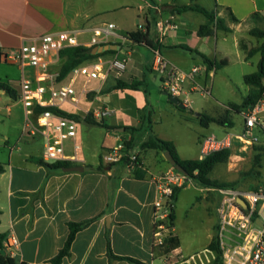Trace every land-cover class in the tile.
Segmentation results:
<instances>
[{"label":"crops","instance_id":"crops-1","mask_svg":"<svg viewBox=\"0 0 264 264\" xmlns=\"http://www.w3.org/2000/svg\"><path fill=\"white\" fill-rule=\"evenodd\" d=\"M211 1V10L215 12V16L222 19L224 25L230 29L229 32H222L235 34L234 43L240 50V32L244 31V27L247 30L256 28L252 26L255 25L253 14L264 18V0ZM151 5L150 1H147L143 7L138 8V12L143 16L142 32H147L149 39L158 43L161 55L173 65L172 52L179 48L171 47L184 45L201 53L197 48L190 46L192 36L206 41L217 31H221L213 28L211 35L199 37L196 32L206 22L193 28L184 24L180 28L177 27L176 21L181 20V13L171 14L168 11L154 10V15H151ZM140 8L143 9L142 12ZM226 9L238 22L233 23L227 18ZM93 11L91 7L80 8L78 0H0V80H11L8 78L11 74L10 68H15L19 74L17 67L3 61V52L19 47L26 39L44 34L90 29L101 22L96 16L98 13L95 15ZM159 22L174 24L177 28L167 29L165 38H160L157 32L151 37V25L157 30L156 25ZM178 30L183 33H177ZM169 32L171 36H168ZM169 39H175L176 42L173 43ZM134 46L139 45L127 42L120 55L116 51L105 56H121L125 52L129 57ZM144 47L151 51L152 59L153 50ZM207 57L227 62L226 59ZM203 68L210 75L215 70L207 69V65ZM117 79L130 81L137 78L124 76V73L119 77L113 76L109 82L106 80L103 90L109 89ZM14 92L16 101L10 103L7 109L19 105L24 114L23 105L18 100L15 89ZM3 93L0 91V94ZM145 104V95L140 90H110L93 96L88 110L92 112L93 119L101 125H90L84 121L86 126L80 127L77 122L74 142L80 146L78 156L81 161L69 163L70 167L80 168L77 170L64 168L49 172L36 164L33 158L41 157L33 152L31 139L27 140L25 152L22 154H14L12 151L15 147H10L6 163H0L3 167V172L0 173V233L5 238L13 236L17 239L19 245L13 256L16 264H51L68 235L67 223L93 217L97 218L75 234L69 255L59 264H132L125 260L110 259L106 253L107 239L113 255L130 257L144 264H181L187 261L177 262L173 257L175 254H182L175 231V215L172 234L178 239L179 246L165 254L162 247L153 243L154 188L150 176L167 168L159 160L160 152L153 150L150 153L149 150L141 148V142L146 139L145 134L137 135L146 131L140 128L138 113ZM97 112L101 113L99 117L96 116ZM124 127L136 130H118ZM92 128H98V131ZM35 137L42 138L37 134L31 137L32 140ZM136 138L135 146L138 145L141 149L137 155L141 164L139 168L130 170L123 164L107 166L100 161L103 150L124 144L125 141L134 142ZM72 143H67L68 152H71ZM133 149L128 153L137 154L132 153ZM177 154L179 156L178 151Z\"/></svg>","mask_w":264,"mask_h":264},{"label":"built area","instance_id":"built-area-1","mask_svg":"<svg viewBox=\"0 0 264 264\" xmlns=\"http://www.w3.org/2000/svg\"><path fill=\"white\" fill-rule=\"evenodd\" d=\"M149 8L160 12L159 6L151 5ZM139 10L142 12L143 9ZM156 28L160 38H165L167 29L177 27L167 22H159ZM137 30L142 31V26L139 25ZM118 31L113 23L103 22L87 30H65L26 39L19 47L1 54L5 63L20 71V78L15 82L14 89L24 108L26 135L33 137L40 134L44 140L42 161H81L78 156L80 146L74 142L77 122L50 109L68 114L82 111L83 99L89 93L98 94L110 73H114L116 77L121 76L129 61L127 55H101L86 60L73 68L64 79L58 80L60 66L57 68L56 65L60 61L59 52L70 47L92 48L105 44H119L117 49L121 50L128 40L126 34ZM149 68L159 73L161 88L167 95L176 97L189 107L186 88L200 68L194 66L185 72L169 63L159 49L153 50ZM190 90H195V87ZM64 105L68 108H63ZM43 108L49 110L36 111ZM239 114L242 117V128L238 132L226 131L220 136L209 134L202 137L198 160L235 147L240 151L248 149L254 154L260 153L264 156V90L253 105L241 109ZM100 115L101 113H96L97 117ZM70 141L73 143L71 152H68L67 143ZM100 161L107 166L123 164L130 170L141 166L138 156L129 154L124 144L103 150ZM150 180L154 188L153 243L162 247L174 237L173 227L170 225L174 189L182 188L190 178L171 166L151 174ZM208 189L220 197L216 239L221 264H264V183L253 189ZM239 199L244 206L238 203ZM18 245L13 236L3 241L6 254L12 258ZM207 251L211 259L206 258L205 262L211 264L215 260V254L212 250Z\"/></svg>","mask_w":264,"mask_h":264},{"label":"rangeland","instance_id":"rangeland-1","mask_svg":"<svg viewBox=\"0 0 264 264\" xmlns=\"http://www.w3.org/2000/svg\"><path fill=\"white\" fill-rule=\"evenodd\" d=\"M147 1L159 7L162 4L181 6L191 2V0H78V4L82 9L91 7L95 15L98 13L96 16L101 20L100 23L111 22L118 28L120 34H127L126 31L137 30L139 25H143V16L138 12V8L139 6L143 7ZM195 3L207 10L212 9L211 0H197ZM151 15H154V10ZM181 15V20L176 21L177 27L180 28L184 24L193 28L206 22L202 14L194 11H186L181 13ZM253 21L255 22V25H252L253 27L264 28V18L257 17ZM250 29L247 30L244 27V31L240 32L238 46L242 52L238 50L234 43L235 34L217 31L214 36H210L206 41H201L195 35L192 36L189 42L192 48H197L199 52L207 56L227 60L224 66L213 70L212 75L203 70L206 65L200 56L194 53L190 54L183 49L173 50L172 58L175 66L183 70H190L194 66L200 68V71L193 77L195 82L188 83L186 88L189 98V107L186 110H180L168 101L169 95L163 94L159 73L148 70L151 51L144 46H134L131 49L133 53L129 56L124 76L130 75L131 78L145 79L144 88L147 92L148 109L152 112L149 129L146 133L140 132L141 134L137 136H144L145 134V138L155 136L162 140L171 141L181 158L197 159L199 143L203 136L209 134L220 136L226 131L238 132L242 128V117L239 113L232 110L231 106H236L239 109L245 97L251 91H258L245 84L243 79L245 75L257 71V65L260 60L259 53L247 57V52L253 47H258L262 42V39H257L250 35ZM156 32L154 25H151L150 36L154 37ZM176 32L183 33L180 30ZM157 34L159 33L157 32ZM168 36H171L170 32ZM169 41L176 42L175 39H169ZM122 50L117 49L116 51L120 55ZM124 53L123 55H126ZM60 63L61 61L56 65L57 68ZM14 69L10 68L9 70L11 72L8 77L11 79L10 81L2 78V81L9 84L13 90L16 87L15 82L20 78V71L17 74ZM113 76H115L114 73H110L107 81L109 82ZM193 86H195V90H190ZM262 87H264V79L262 80ZM92 98L91 95H87L83 99L82 111H78L80 117H85L92 113L88 110L90 109L89 102ZM15 101L16 99L11 98L7 94H0L1 164L6 163L11 146L15 147V150L12 151L14 154L25 152L24 147L28 139L32 141L33 152L40 155V157L42 155L44 140L37 137L32 140L30 136L26 135L24 127L25 115L21 106L17 105L10 108V110L7 109L8 105ZM63 108L66 109L68 106L64 105ZM198 114L216 118L228 115L227 119L233 122V127H222L214 123L209 124L208 127H203L198 121ZM79 125L80 127L86 126L84 121H80ZM92 129L98 131V128ZM126 143L128 141L124 142L126 151L130 152L132 149H128ZM129 143L134 148L132 153H137L136 155H138L141 149L138 145L135 146L137 138L134 142L130 141ZM148 152L152 153L153 150ZM254 156L255 154L248 149L240 151L238 147H235L230 150L225 162L216 164L213 167L208 178L220 183H234L235 187L241 189L255 188L264 183V156L259 154L258 164L253 163ZM159 160L166 168L171 167L164 159L162 153L159 154ZM219 203L220 197L216 192L210 191L208 188L204 189L195 179L190 178L180 189L174 204L175 231L178 235L182 252V254L173 256L177 262L187 260V262L184 261L181 264H209L205 261L206 258L211 259L207 250L212 238L216 237V229L219 223ZM173 222L170 218V225H174ZM176 241L179 245L178 239ZM167 242L162 246V251L165 254L169 252Z\"/></svg>","mask_w":264,"mask_h":264},{"label":"trees","instance_id":"trees-1","mask_svg":"<svg viewBox=\"0 0 264 264\" xmlns=\"http://www.w3.org/2000/svg\"><path fill=\"white\" fill-rule=\"evenodd\" d=\"M197 0H191L189 4L186 5H181V6H176L174 4H162L160 5V11H168L171 14L174 13H182L186 11H194L197 13L202 14L205 19L206 23L201 25L198 30H197V36L199 37H205L209 36L212 33V29L215 28L217 30L229 32L230 29L224 25V21L222 19H219L215 16V12L213 10H207L199 5H197L195 2ZM225 14L227 18L233 22L236 23L238 20L232 15V13L229 10H225ZM258 14H253L252 18H257ZM250 35L262 39L261 44L258 47L252 48L247 52V57H251L257 53L260 54V60L257 65V71L248 75H245L243 77L245 84L249 85L250 87L254 88L255 90L257 89L258 91H251L244 99L242 103V107H250L253 105L257 99L260 97L262 91L264 90V87H262V80L264 79V28L263 29H258L254 28L251 29ZM126 38L128 42L131 44H136V45H144L152 50L158 49L159 45L157 42H154L153 40L149 39L148 33L147 32H142L140 30H134L130 31L126 34ZM119 46V44H116ZM93 48V47H92ZM92 48H84V47H70V48H65L59 52V57H60V68H59V76L58 80L64 79L68 73L75 68L76 66L80 65L81 63L85 62L88 59H92L101 55H106L108 53H115L116 51L112 50H107L103 51L101 53H97L92 55L91 50ZM171 48H179L186 50L188 52H192L198 56H200L203 60V62L207 65L209 69L214 68L215 70L221 68L226 64L224 60L222 61H215L207 56L198 53L197 51H192L188 47L184 45H179V46H173ZM144 83L145 79H132L130 81H123L120 79H117L115 83L107 90L101 89L98 94H102L104 92H109L110 90H140L144 93L145 99H146V104L145 106L139 110L138 113V118L140 122V128L143 129L144 131H147L149 129V126L151 124L150 121V116H151V111L148 109L149 104L147 101V92L146 89L144 88ZM261 89V90H260ZM0 91H3L5 94L10 96L11 98H15V92L12 88L9 87V85L0 80ZM88 95H91L92 97L97 95L96 93H89ZM173 105V104H172ZM238 109L236 106H231V109L234 110L235 112L239 113L241 109ZM187 107L184 109L186 110ZM41 110H49L47 108L43 109H37L36 111H41ZM53 110L56 113H59L63 116L72 118L76 122H80L81 120L85 121L86 123L90 125H98L100 126L101 124L99 122H96L92 114H89L85 117H80L78 114H68L62 111H59L57 109H50ZM228 115H224L222 117H211L207 116L204 114H198V121L201 126L203 127H208L209 124L214 123L218 124L223 127H228L232 128L233 127V122L229 121L227 119ZM125 131L128 130H136L134 128H129V127H124ZM126 143L128 149H132V145ZM141 148L142 149H147V150H155L160 153L164 152H169L171 156L173 157L174 161L176 164L180 165L184 171L187 173V176L189 178L195 179L201 186L204 188H216V187H235L234 183H220L215 180H210L208 178L209 173L213 169V167L216 164L223 163L227 160V157L230 153V150H224L220 152L213 153L207 157H205L202 160L198 159H181L177 151L175 149L174 144L171 141L167 140H162L159 139L155 136H148L144 141L141 142ZM259 154L260 153H255L254 156V164L259 163ZM33 161L40 165L43 166L47 171L53 172V171H58L64 168H68L71 165L67 162H55V163H46L42 161L40 158H33ZM3 172V167L0 165V173ZM182 188H175L173 192V202L176 201V197L178 192ZM253 189V188H252ZM174 205V204H173ZM97 217H93L90 219H86L80 222H69L67 223L68 227V235L66 237V240L63 244V247L58 251L56 256L51 260V264H59L61 260L69 255V248L70 245L75 237V234L82 230L83 228L87 227L90 223H92ZM170 218L172 221H174V214H173V206H172V212L170 214ZM173 227V225H171ZM5 240V236L0 233V264H16L14 259L12 257H9L3 247V241ZM169 246V251L177 248L179 245L176 241V239H169L167 242ZM208 250H212L215 252V260L211 264H221L220 260V251L218 249V242L216 237L212 238L208 245ZM106 253L107 256L110 259H116V260H125L128 261L132 264H144L136 259L130 258V257H121V256H115L111 252L110 244L107 239L106 242Z\"/></svg>","mask_w":264,"mask_h":264},{"label":"water","instance_id":"water-1","mask_svg":"<svg viewBox=\"0 0 264 264\" xmlns=\"http://www.w3.org/2000/svg\"><path fill=\"white\" fill-rule=\"evenodd\" d=\"M117 48H118V46L116 44H105L102 46L93 47L91 50V54L94 55V54L101 53V52L107 51V50L116 51ZM163 94L167 95L165 92H163ZM168 101L180 110H184L186 108V106L174 96H168ZM118 130L120 132H123L124 128H121ZM163 157L168 162L169 165L174 167L178 172L187 176V173L184 171V169L180 165L175 163L173 157L171 156V154L169 152H167V151L164 152ZM77 169H80V168L79 167H68V168H65L64 170H77ZM238 203H240L242 206H244L243 202L240 199L238 200Z\"/></svg>","mask_w":264,"mask_h":264}]
</instances>
